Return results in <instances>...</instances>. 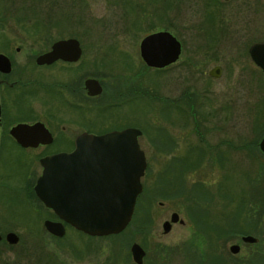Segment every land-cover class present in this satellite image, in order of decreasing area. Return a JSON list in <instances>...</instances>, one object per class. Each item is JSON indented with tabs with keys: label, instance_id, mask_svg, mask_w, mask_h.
<instances>
[{
	"label": "rangeland",
	"instance_id": "1",
	"mask_svg": "<svg viewBox=\"0 0 264 264\" xmlns=\"http://www.w3.org/2000/svg\"><path fill=\"white\" fill-rule=\"evenodd\" d=\"M180 3L178 6L167 1L162 7L158 0H151L149 8H146L151 15H142L139 6L113 5L107 0H85L81 18L85 22L84 28L97 29V34L103 35L101 42L104 43L105 34L123 29L118 38L122 44L131 45L135 71L140 67L148 80L150 98L140 111L134 108L133 120L138 123L142 116L148 117L150 138L158 144L156 149L150 150V155L154 154L166 163L162 169V160L150 162L151 172L156 176V179L150 177L151 184L158 181L157 174L161 178L164 176V183L173 182V178L168 176L171 173L175 179L181 180L177 175L176 162L179 161L182 168L190 167L184 168L183 172H195L189 166L191 154L184 147L186 142H199L191 134L193 124L185 122L184 118L180 123L175 122L179 116H175L172 108L160 107L159 94L173 97L184 93L183 97L188 98L196 92L197 121L200 126L205 123L212 128L204 133L205 138L210 144H219L225 138V211L237 210V205L247 198L245 211L234 219L236 223L234 220L231 222L232 216L226 220L219 204L214 206L216 211L211 210L204 215L205 219L209 217L210 220L205 225V221L198 223L188 213L190 200L188 197L187 203L180 198L179 195L183 193L175 196L155 194L140 198L135 216L133 214L130 223L118 234L91 236L67 226L65 235L57 237L46 231L43 221H58V217L53 216L51 209L42 205L33 192L31 196L34 200L29 199L31 196L28 195L14 196L12 192H4L0 195V232L3 235L0 240V264L15 261L19 257V248L24 249L25 253L21 254H25L24 257L29 260L33 256L30 253L34 252L35 258L38 254L36 251L43 250L52 256L54 264H136L130 253L132 242L145 250L142 264H264V252L260 249L261 241L264 243V170L263 165H259L258 159L263 157L256 146L259 137L264 134V74H260L247 51L238 53L225 49V44L247 45L252 40H264V0H230L213 5L205 0H181ZM160 8L164 10V16L160 14ZM216 11L222 21L214 15ZM127 19L131 20L129 24L132 28ZM225 23L229 26L227 30ZM69 24L76 23L72 21ZM220 24L224 26L223 35L219 31ZM158 30H169L183 45V53L178 61L162 71L146 68L138 56L142 36ZM108 39L112 40L110 37ZM212 45L217 46L216 58L202 65L195 64L193 55H201L205 46ZM194 46L204 48L195 49ZM215 63L224 66L218 79H208L196 70L199 67V71H207ZM256 72H260L259 75ZM257 76L259 80L255 79ZM140 81L135 80V84ZM189 101L186 100V103ZM163 130L179 141L181 147L163 149L160 144ZM164 145H168V142ZM173 156H177L176 160L169 162ZM205 171L212 184L218 180L220 182L223 173L220 166L209 164L206 170L199 172ZM187 177L191 181V177ZM254 189L261 194L262 200L255 197V201L251 202V195L256 193ZM186 190H190V187H186ZM159 201H163L162 206L158 205ZM173 211L185 220V224L171 220ZM165 220L171 224L167 231L163 227ZM10 231L19 237L14 245L5 240V235ZM243 235H252L257 240L244 242L241 239ZM235 243L239 245V251L231 253L228 248ZM38 258H42L41 255Z\"/></svg>",
	"mask_w": 264,
	"mask_h": 264
},
{
	"label": "flooded vegetation",
	"instance_id": "2",
	"mask_svg": "<svg viewBox=\"0 0 264 264\" xmlns=\"http://www.w3.org/2000/svg\"><path fill=\"white\" fill-rule=\"evenodd\" d=\"M107 1L113 5L139 6L142 15H151L146 9L149 8L148 3H151V0ZM167 1L178 6L181 4V0H158V4L164 7ZM205 1L213 5L230 0ZM84 2L85 0H0V195L4 192H12L14 196L22 194L30 197L32 192L36 195L34 185L42 173L41 158L59 152L69 153L76 147H97L96 144L77 142L82 134L102 135L137 128L141 131L137 136V143L145 157V169L140 178L141 192L136 198L134 211L141 197H151L155 194L175 196L183 193L179 196L188 203L185 193L191 191L190 202L187 205L196 212L194 215L196 222L205 221V225H208L210 220L205 219L204 215L215 210L214 206L221 204L219 208L222 207L223 213L225 212V138L219 144H210L205 138L204 133L210 132L212 128L205 123L200 126L197 121L198 99L194 101L196 92L191 93L188 98L183 97L184 93L173 97L159 94L160 107L172 108L175 116H179V120L175 119V122L180 123L181 118H184L185 122L192 123L191 134H194L199 142L189 141L184 144L191 154L189 166H192L195 172H183L184 168L190 167L182 168L179 161L176 162L177 175L181 180L175 179V175L171 173L168 176H171L170 179L173 178V182L164 183L162 181L164 176L161 178V175L157 174L159 183L155 181L151 184L150 177L156 179V176L151 172L150 162L162 159L156 158L154 154L150 155V150L156 149L158 144L150 138L148 117L142 116L143 119L138 123H134L133 120L134 108L140 111L141 106H145L150 98L148 80L144 78L140 67L135 71L131 45L122 44L118 38L123 29L113 30L109 35L105 34V44L101 42L103 35L97 34V29L83 27L85 22L81 17L85 9ZM161 8L160 14L164 16V10ZM143 11L145 12L142 13ZM214 15L218 17L219 13L216 11ZM219 20L222 21V18ZM72 21L76 24H69ZM130 21L127 19L126 22L132 28ZM220 26L219 31L223 35L224 26L222 24ZM228 28L225 23V30ZM151 32H147L142 38ZM260 41L252 40L247 45L225 44V49L238 53L247 51L249 55L250 45ZM180 43L178 59L183 53V45L181 41ZM196 47L204 48L194 46L195 49ZM205 47L201 55L195 57L193 55L195 64L202 65L205 61L216 58L217 46ZM45 53L48 60H38ZM138 56L146 68L160 71L178 61L177 59L162 68L149 67L141 58L139 44ZM250 60L252 61L251 58ZM253 64L261 72H256L257 75L264 74L260 67L254 62ZM198 68L196 67V70L208 79H218L224 66L215 63L207 71H199ZM255 79L260 78L257 76ZM135 80L141 81L135 84ZM188 99L190 101L186 103ZM223 119L225 122V110ZM19 125L30 128L18 129ZM159 132L161 136L162 133ZM223 132L225 134V131ZM163 134L160 140L163 149L181 147V143L171 138L169 132L163 130ZM263 136L264 134L256 143L263 157L258 159L259 165H263L262 170L264 153L259 143ZM165 142H168V145H164ZM132 143L133 135L126 136V143L121 140L114 146L128 147ZM176 157H171L169 162L176 160ZM161 164L163 169L166 163L162 160ZM209 164L220 166L223 170L220 182L218 180L212 184L208 172H199L206 170ZM187 176L191 177V181ZM186 187H190V190L187 191ZM254 191L258 193L257 189ZM28 196L24 197L29 198ZM29 199L34 200L32 196ZM41 204L44 205L42 202ZM158 205L162 206L163 201H159ZM174 212L176 211L171 214ZM180 219L184 220L179 216L177 221L185 224V220L181 223ZM64 225L67 227V224ZM260 239L262 240V237ZM262 241L260 249L264 252ZM144 257L145 253L142 262Z\"/></svg>",
	"mask_w": 264,
	"mask_h": 264
},
{
	"label": "water",
	"instance_id": "3",
	"mask_svg": "<svg viewBox=\"0 0 264 264\" xmlns=\"http://www.w3.org/2000/svg\"><path fill=\"white\" fill-rule=\"evenodd\" d=\"M139 48L147 66L162 68L177 61L181 43L169 30H158L145 35ZM249 55L264 72V41L251 44ZM38 60H48L47 54L41 55ZM24 126L19 125L18 129L30 128ZM140 133L137 128L102 135L85 133L77 142L96 144L97 147H76L69 153L59 152L40 159L42 173L36 180L34 191L59 219L44 220L47 232L57 237L64 236L66 228L63 223L91 236L118 234L125 229L141 192L140 178L145 169V157L137 143ZM131 135L132 145L114 146L121 140L126 143V136ZM259 145L264 153V136ZM178 219L176 212L171 214L172 221ZM180 222L184 221L180 219ZM169 226V221L163 223L164 230L167 231ZM241 239L249 243L257 240L252 235H243ZM5 240L14 245L19 237L10 231ZM228 249L237 253L239 245L231 244ZM130 253L136 264H142L145 251L138 243L131 244Z\"/></svg>",
	"mask_w": 264,
	"mask_h": 264
},
{
	"label": "trees",
	"instance_id": "4",
	"mask_svg": "<svg viewBox=\"0 0 264 264\" xmlns=\"http://www.w3.org/2000/svg\"><path fill=\"white\" fill-rule=\"evenodd\" d=\"M185 194H186V198L188 199V197L190 198L191 191H188ZM257 194H258V196H256ZM262 194H263V198H264V189H263ZM255 197L258 200L259 199L262 200L261 194L255 193L254 195H251V202L255 201ZM245 200H247V198ZM245 200L243 201L242 204L237 205V210H231V211L228 210L227 212L225 211V219L227 220V217H229V216L231 217L232 216L230 218L231 219V222H232L234 219L238 218V216H240L241 213H243L245 211ZM246 210L247 211H250V209H246ZM51 213H52L53 216H55V214L53 212H51ZM188 213H190V215H192V217H194V215H196V212H194V210L191 209V208H188ZM135 214H136V212L134 211V216H135ZM234 222H235V220H234ZM67 226L68 227H71L68 224H67ZM210 226H215V225L212 224ZM3 245H5V242L3 243ZM9 247L11 248L13 246H9ZM19 249H20L19 252H17V254H19V257H17L16 260L15 261H12V262L5 261L4 264H22L24 261H26L25 264H54V263H52V259H51L52 256L49 255V254H47V252H44L43 250H40L39 252L36 251L38 254L35 255V258H34V252L30 253L33 256H32V259L29 260L28 257H24L25 254H21V253H25L24 249H22V248H19ZM28 253H29V251H28ZM40 255H41L42 258H38ZM27 260H29V261H27Z\"/></svg>",
	"mask_w": 264,
	"mask_h": 264
}]
</instances>
